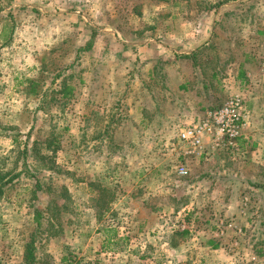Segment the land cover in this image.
<instances>
[{"label": "rangeland", "instance_id": "374dc122", "mask_svg": "<svg viewBox=\"0 0 264 264\" xmlns=\"http://www.w3.org/2000/svg\"><path fill=\"white\" fill-rule=\"evenodd\" d=\"M1 4L0 264H264V0ZM234 95V147L185 153Z\"/></svg>", "mask_w": 264, "mask_h": 264}, {"label": "built area", "instance_id": "2783aa9c", "mask_svg": "<svg viewBox=\"0 0 264 264\" xmlns=\"http://www.w3.org/2000/svg\"><path fill=\"white\" fill-rule=\"evenodd\" d=\"M245 125V108L240 95L231 96L221 106L209 109L190 126L179 131L178 140L188 147L185 153L195 154L205 147V139L215 148L221 144L234 147ZM179 175H186L185 165L176 167Z\"/></svg>", "mask_w": 264, "mask_h": 264}, {"label": "trees", "instance_id": "16d2710c", "mask_svg": "<svg viewBox=\"0 0 264 264\" xmlns=\"http://www.w3.org/2000/svg\"><path fill=\"white\" fill-rule=\"evenodd\" d=\"M222 1H228V0H220V3L222 2ZM219 4V3H218ZM186 57H192L193 59H194V65H196V61H195V53L194 52H191L188 56H186ZM215 74H213V76H214ZM29 82H30V86H31V88L28 90V94L29 95H40V103L41 104H43L46 100H45V92L44 91H42L41 93L35 88V80H29ZM74 88H73V86H71V85H68V84H66V85H64V87H63V90L62 91H60V92H58L59 93V96H58V101H62V102H64V101H69L71 98H73V96H74V90H73ZM41 108V107H40ZM9 182V180H4V175H3V173H1L0 172V196L3 194V191H4V186L6 185V183H8ZM107 231H109V230H107ZM181 233H187V231L186 230H183V232H181ZM113 237H115L114 235H108V236H106V237H104L103 238V241H102V246H108V245H110V243L111 242H113ZM121 240L122 238H118V240ZM31 244V242H29L28 244H27V248H26V252L24 253V257L27 259V261L28 262H30V261H33V254H32V247L30 248V245ZM32 245V244H31Z\"/></svg>", "mask_w": 264, "mask_h": 264}, {"label": "crops", "instance_id": "0c3cea01", "mask_svg": "<svg viewBox=\"0 0 264 264\" xmlns=\"http://www.w3.org/2000/svg\"><path fill=\"white\" fill-rule=\"evenodd\" d=\"M2 1L3 0H0V6H2V8L0 9V12H4V13H8L11 9V7H13L12 5H8V6H3L1 3H2ZM2 32H3V28H0V36L2 35ZM125 43H126V45H127V47H130L131 48V45H133V44H131L130 42H126L125 41ZM190 51H192V50H190ZM133 52V51H132ZM131 53V52H130ZM131 56H132V64H133V66L135 65V60H137V58L134 56L133 57V54H131ZM140 56H138V58H139ZM140 59V58H139ZM128 64H131V63H128ZM180 87H182V88H184V89H187V87L186 86H184V85H180Z\"/></svg>", "mask_w": 264, "mask_h": 264}]
</instances>
